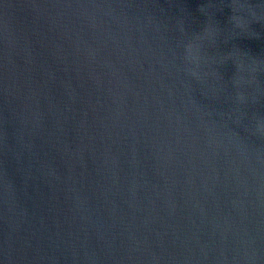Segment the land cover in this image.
<instances>
[{
	"label": "water",
	"instance_id": "water-1",
	"mask_svg": "<svg viewBox=\"0 0 264 264\" xmlns=\"http://www.w3.org/2000/svg\"><path fill=\"white\" fill-rule=\"evenodd\" d=\"M0 264H264V0H0Z\"/></svg>",
	"mask_w": 264,
	"mask_h": 264
}]
</instances>
